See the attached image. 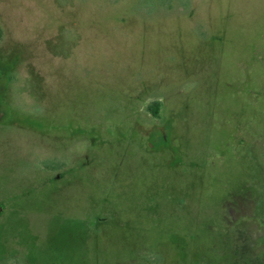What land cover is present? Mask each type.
I'll list each match as a JSON object with an SVG mask.
<instances>
[{
  "label": "rangeland",
  "instance_id": "1",
  "mask_svg": "<svg viewBox=\"0 0 264 264\" xmlns=\"http://www.w3.org/2000/svg\"><path fill=\"white\" fill-rule=\"evenodd\" d=\"M0 264H264V0H0Z\"/></svg>",
  "mask_w": 264,
  "mask_h": 264
},
{
  "label": "trees",
  "instance_id": "2",
  "mask_svg": "<svg viewBox=\"0 0 264 264\" xmlns=\"http://www.w3.org/2000/svg\"><path fill=\"white\" fill-rule=\"evenodd\" d=\"M2 36H3V31H2V29H1V27H0V41H1V39H2Z\"/></svg>",
  "mask_w": 264,
  "mask_h": 264
}]
</instances>
